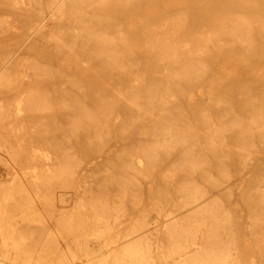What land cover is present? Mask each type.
Instances as JSON below:
<instances>
[{
	"label": "bare ground",
	"instance_id": "bare-ground-1",
	"mask_svg": "<svg viewBox=\"0 0 264 264\" xmlns=\"http://www.w3.org/2000/svg\"><path fill=\"white\" fill-rule=\"evenodd\" d=\"M0 4L16 11L0 13V264H264L261 165L245 219L230 188L208 195L264 150V85L232 93L236 77L217 75L237 71L233 51L264 54V0ZM131 127L136 140L108 147ZM79 142L110 155L93 178ZM74 186L71 207L52 192Z\"/></svg>",
	"mask_w": 264,
	"mask_h": 264
},
{
	"label": "rangeland",
	"instance_id": "rangeland-1",
	"mask_svg": "<svg viewBox=\"0 0 264 264\" xmlns=\"http://www.w3.org/2000/svg\"><path fill=\"white\" fill-rule=\"evenodd\" d=\"M16 11H13L9 8H5L0 4V13H15ZM16 14V13H15ZM14 43V45L12 46V48H16V46L18 45L19 41H11V43ZM33 43V40L30 38L26 41V43L21 47L18 48V54H26L30 52V48L31 45ZM38 50H41V45L38 44ZM230 61L227 63H223L225 65L226 68L228 69H236L237 71L235 73H231V74H227V73H218L217 75L220 77V79H223L225 84L230 80V76H235V80L232 82V84L228 87V91L235 93L238 91V86L241 85H248V86H256L258 85H264V54L261 52L260 49H258L256 52H254L251 56H247V57H241L240 55L236 54L234 51L231 52L230 55ZM222 59L224 58H216L217 62L216 63H211L212 67L217 69L220 65V62L222 61ZM67 62H70V66L72 67L73 70H76L78 68V64L77 61H67L64 58L60 59L58 58L56 60V63L60 64V65H66ZM89 75L91 76V72L89 71ZM92 76H94V73H92ZM238 76V77H237ZM96 77H100V80L97 81V84H102V85H106L108 84V82L110 83V81L107 79L106 76L104 75H98ZM227 78V79H226ZM114 79L116 81H120L122 83L125 82V75H120L117 78L114 77ZM231 82V81H230ZM202 84H205V82H203ZM229 84V83H228ZM230 87H232L230 89ZM192 91H195V98L197 99V101L201 100V95L199 90L197 89H192ZM186 109H188V111L195 115L197 112L195 110V107H192L191 110H189L188 107H186ZM195 110V111H194ZM117 130V129H114ZM3 132H5L4 129H2ZM137 130L135 128L128 129V131L125 134H120L119 132H115V137L114 140H112L109 144L108 147L114 148V146L116 145H121L124 142H129V141H134L136 140V137H138V134L136 132ZM78 147L75 146L76 149H80L82 151H84V153L86 154V158L83 164V169L80 171L81 173V177L83 176L84 178H81V180L84 179H90L93 178L94 176V170H87L88 166L90 167H94L96 162H102V160H104L107 157H110L109 154H106L105 152H101V153H95L94 152V147L92 145H88L85 144L83 142H79L77 143ZM232 156L234 157V160H232V164H235V153L232 154ZM166 163V162H165ZM257 165H261V168L264 169V150H261L258 153H255L253 155V158L249 161H247V164L245 167L241 168L240 170L238 169L237 171L232 170L233 174L229 177L228 181H226L225 184H223L220 188L218 189H212L211 191H209L208 195L212 196V195H216L218 193H221V191L223 189H227L230 188L232 190V197H231V203L230 206L231 208H234V210H236V212L238 214H241L242 217L244 218V215L247 214L248 212V205L251 202V200L249 199L247 201V196H250L251 194L249 193V195L247 194V190H245V186L243 187L244 184H247V182L249 181L251 175L254 172L257 171H263L258 169ZM4 171H9L8 167H4L3 168ZM162 170V168H161ZM6 174V173H5ZM5 177H9V174H6ZM161 178H160V170L157 172V174L149 179V180H145L144 183V188H148L150 184H153V186H155L156 184L161 183ZM55 189V190H54ZM211 189V188H209ZM54 191V192H53ZM62 191H67L68 192V197L70 199V204L68 207H71L73 205V199L74 196H76L79 191L76 190V186L74 187H67L66 190H64V188L62 187H56L52 189L53 194H58L59 192ZM244 193V194H243ZM243 195V196H242ZM245 198V199H244ZM236 202V205H235ZM41 205V203L39 201L36 202V206L39 207ZM56 207L61 208L63 207L62 203H60L59 201H56ZM130 214L133 215V213L135 212V209H129ZM58 216V215H57ZM240 218V226H242V222L243 220L246 218ZM52 225V224H51ZM91 238L92 235L88 236V234H81V237H79L82 240ZM8 246H11V240H7ZM12 252H14L15 250H11ZM40 263V262H39ZM16 264H22L21 262H16ZM41 264V263H40ZM75 264H80L79 260L75 261Z\"/></svg>",
	"mask_w": 264,
	"mask_h": 264
}]
</instances>
